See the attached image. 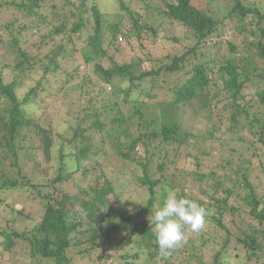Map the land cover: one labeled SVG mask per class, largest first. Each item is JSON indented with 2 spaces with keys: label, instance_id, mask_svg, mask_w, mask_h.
Wrapping results in <instances>:
<instances>
[{
  "label": "trees",
  "instance_id": "1",
  "mask_svg": "<svg viewBox=\"0 0 264 264\" xmlns=\"http://www.w3.org/2000/svg\"><path fill=\"white\" fill-rule=\"evenodd\" d=\"M92 1L0 0V206L4 194L33 188L45 211L31 231H3L5 251L13 253L18 244L25 243L26 253L36 264H73L69 254L79 249L83 256L96 254L98 264H109L112 250L108 245L124 235L115 248L132 245L147 249L154 264H181L193 259L200 264H237L243 257L247 260L243 264H264V149L258 151L247 139L251 136L264 146V0H135L142 3L138 11H131L125 0H120L131 25L126 28L123 16L115 17L120 22H106L97 4L88 7ZM218 3L222 7L216 11ZM87 14L92 17L87 18ZM5 15L16 20L3 25L1 17ZM158 40L163 57L156 59L149 46ZM74 43L83 46L79 55L89 73H79V67L71 75L62 70V61L75 51ZM126 46L132 52L144 47L150 61L146 70L147 59L132 58L126 64L108 55L109 51L121 54ZM106 60L113 67L103 65ZM154 61L160 63L158 68ZM148 78L158 79L150 90L140 86ZM57 84L65 101L66 97L74 98L72 103L78 107L77 99L83 98H76L77 92L86 93L91 98L89 104L96 107L88 106L70 122L55 114L57 127L42 124L41 117L30 110L31 103ZM24 88L26 93L20 96ZM98 88V96L108 98L92 97ZM163 89L170 93L165 107L156 100ZM135 92L139 97L134 98ZM215 104H219L216 109ZM172 107L179 114L177 120L167 114ZM197 109L198 115L209 110L206 119L212 123L204 137L198 134L197 156H186L198 157V166L207 149L202 142L215 138L223 127L225 142L248 145L233 148L221 161L217 158L215 165L222 175L215 171L210 175L195 173L197 192L187 194L188 181L175 176L173 182L153 180L149 166L160 162L159 169L164 170L167 161L181 157L189 144L181 138L180 115ZM215 117H225L227 123L220 126ZM243 133L248 136L243 137ZM127 138L130 145L121 150ZM113 149L121 157L118 165L136 161L144 167L142 183L149 186L150 198L136 212H112L108 195L117 193L107 174ZM67 161L85 175L84 186L77 185L75 190L85 193L90 187L87 199L62 189L70 178ZM44 163L51 167L42 177ZM23 164L34 167L31 179L17 177L24 172ZM54 167L55 178L48 182ZM101 180L107 182L105 187L94 190ZM159 185L162 192L157 205L154 188ZM44 188L52 190L42 192ZM169 190H176L178 197L196 200L209 215L201 232L188 239L190 231H186L182 245L162 259L154 225L150 220L140 224L138 219H151ZM228 213L233 215L227 223ZM112 215L119 221L113 223Z\"/></svg>",
  "mask_w": 264,
  "mask_h": 264
},
{
  "label": "rangeland",
  "instance_id": "2",
  "mask_svg": "<svg viewBox=\"0 0 264 264\" xmlns=\"http://www.w3.org/2000/svg\"><path fill=\"white\" fill-rule=\"evenodd\" d=\"M7 1L11 2L12 0H7ZM94 3L98 5L101 12L106 16L108 20L107 21L105 19L106 22H111V19L115 20V17L122 18L123 16L125 19L123 22L124 23L123 26H125V28L128 26H131L129 22V17L127 13L124 12V10L122 9L120 0H94L91 3H89L88 7L91 8ZM125 4L130 9H132L131 11H133V10L138 9L142 3L136 2L135 0H132V1L125 0ZM215 7H216V11H219L222 5L218 3L216 4ZM86 17L91 18L92 15L87 14ZM1 20H2L1 23L3 25L11 24L16 20V17L11 16V15H5L1 17ZM116 21L120 22L121 19L116 18V20L113 22H116ZM72 40L73 38L71 39V41ZM83 42L84 43H82L81 45H84L86 43L85 40ZM184 44H185L184 46H187V43H184ZM74 45H77L75 48V51H72L73 50L72 47L69 48V50L72 51V53L70 55H67V59L63 60L64 62L62 61V64H63L62 70L67 71L68 74L71 75V74H74V72H76L77 67H79V73H81V70H82L83 74H86L88 72L87 71L88 66L83 64L82 59L79 55L83 46L78 45V43H74ZM111 47H112L111 49L115 48L114 46H111ZM149 49L154 52V53L152 52L154 58L158 59L160 57H163V55L161 54L163 50V46L161 45V40H158V42L154 45L152 44V46L150 45ZM122 51L123 53L121 54H117L115 51H109L108 55L115 56L118 62H123L126 64L131 63L132 58L133 60H137V61L139 60V58L142 61H145L147 59L145 58V55H144L145 54L144 47H141L140 50L136 52H132L130 48L126 46L122 49ZM148 62L150 61H148L147 59L143 66L144 70H146V67L149 64ZM97 63L98 61L95 62L94 65H96ZM163 63L164 62L162 61L161 65H163ZM103 65H105L106 67H109L110 62L108 60L103 61ZM159 65L160 63H158L157 61L153 62V66L155 68H158ZM110 67H113V66L110 65ZM63 73L61 74V76L65 77ZM136 73L140 74V72L138 73V71ZM89 75L92 76V78H94L93 75L91 74ZM55 79L59 80L60 77L55 76ZM153 79L148 78L146 82H141L140 86L144 87L146 90H150L153 85V82L158 80L156 78H153ZM125 85L126 87L130 86L128 83H126ZM59 86L60 85L57 84L56 86L48 87L47 88L48 90L46 92H43L40 94L39 99L37 101L31 103L30 110L35 111L37 113V116L41 117L42 124L50 123L57 127L58 122L56 121V117H57L56 115H61L62 119L64 120L66 119L70 122L73 118L77 117L78 115L77 113H84L85 109L88 106H91L92 109L96 107V105L93 106L89 104V101L91 100V98L88 97L89 95H85L86 93L80 94L77 92L76 98L77 96H81L80 98H83L82 100L77 99L78 100L77 104L79 105L78 107L72 103L75 101L74 98L69 99L66 97L67 101H65L63 99L62 94L60 95L59 93V90H58ZM92 88H93V84L91 83L89 86V91ZM99 89L100 88L95 90V93H92L91 96L97 97L99 100H101L104 96L106 97V95L98 96ZM25 93H26V88L22 89L19 95L22 96ZM169 95L170 93H168V90L163 89L158 95L159 98H157L156 100L159 101L163 107H165L166 103L170 99ZM133 96L134 98L139 97V92L138 93L135 92ZM123 98H124V95H121L120 99H123ZM218 106L219 104H215L213 108L216 109ZM98 107L99 105L97 104V108ZM167 114L171 117V120L179 119V114L175 113V108L173 107L167 110ZM209 116H210L209 110L206 113H202L198 115V109L193 112L191 110H187L186 112L180 115V123L182 125L181 130H180V134H182L181 138L187 140L189 146L184 147V149L182 150V155L179 159L167 161L165 163L166 165H165L164 170L159 169L158 164L160 162H155V163L153 162L149 166V171H150V174L153 176L152 178L153 180L160 179V180H169L173 182L172 178L175 176V178H178V180H184V181L189 182L188 183L189 188L185 191V193L189 194L192 192V190L197 192V189L194 187V185H196V182H197L196 180L197 176L194 174L197 173L200 175L202 174L210 175L211 173L215 171L217 172V174L222 175L223 173L222 170L217 168V165H215V162L218 161V159L219 161H221L223 158L230 156V151L233 148L238 149V148H241L240 146H247L249 143L253 145L254 148L257 149L258 151L261 150L262 148L264 149V146L261 143L255 141L251 136H248L247 133H243V137L248 136L247 139L249 141L247 144L242 141L233 142V143L231 141L229 143L225 142L227 141V136L224 135L223 131L221 132V130L225 128L223 127L222 129H220L219 132H217L218 130H216L217 133H215L216 134L215 138L207 137V140H206L207 142H202V144L205 145L207 149H206V154L201 156L199 160L200 166H198V160H197L198 157L196 159L194 157H186V156L189 153L193 154L194 156H197V151L194 152V150L199 147L198 134L201 133L202 136L204 137L205 131L210 130L212 127V123L208 119H206V118H209ZM216 118L217 117H215L214 119ZM216 120L220 123V126H224L227 123V119H225V117L222 120L221 119H216ZM213 124L215 123L213 122ZM64 127L65 126H62V128ZM65 128L63 130H65ZM188 134L192 135L194 138H188L189 137ZM21 136L22 135H20V137ZM218 140H221V141H218ZM27 144H28L27 142H24V145H27ZM129 145H130V140L128 138L124 139L121 144V150L126 151ZM175 146H177V144H175ZM115 150L116 149H113L110 153L112 154V157L110 159L111 165L109 167L110 171L107 174V178L112 182L115 188L114 190L117 193V196L114 194V192L109 193L108 195V200L111 204V207L113 208L112 212L113 211L121 212L124 210L136 212L137 210H139L141 206L147 204L150 198L149 186L142 183V180L145 176L144 167L136 163V161L132 163L128 162L127 164L123 163V164L118 165V161L121 159V157L116 155L117 151ZM138 150H140V148ZM143 150L144 149L141 148L140 153L143 154L144 153ZM200 154H201L200 150H198V156ZM261 154H264V150L262 151ZM41 161H43V158H41ZM138 162L140 161L138 160ZM54 164H57V162H55ZM67 164L69 167L70 178L67 180V182L65 183L62 189H64L66 193L77 194L81 200L87 199L88 195L91 194L92 192L91 191L92 189L90 187H87L85 193H78L75 190V187L77 185L84 186L85 184L84 176L85 175L81 171H77V169L73 166V163H71L70 161H67ZM22 167H23L24 172H22L20 176L17 175V177L22 178L25 175L27 179L32 177V174L34 172V167L28 164H25V165L23 164ZM50 167H47V164L44 163V166H42V170L40 171L42 173V177H45L47 175ZM8 169H10L9 165L6 168V171ZM55 174H56V169L54 167L51 169L50 175L48 177V182L55 178ZM206 181H211V180L207 178ZM97 183L98 182L94 184L96 185ZM106 183L107 182L105 180H101L96 185L97 187L94 190H99L105 187L103 185ZM165 184H168V182L165 181ZM56 186H60V184L58 183ZM161 186L162 185H159L154 188V191L156 192L155 199H156L157 205L160 204L161 202L160 200V195L162 192ZM48 190H52V189L44 188L42 192H45ZM54 195L56 197H59L58 192L54 193ZM3 200L5 201H3L2 205L0 206V234L3 231L10 232L11 229L19 231L20 233L31 231L35 227L36 224L42 221L45 211L43 209L42 200L38 196L35 189L31 188V190L29 189V191H27V189H22V190H15V191L9 192V194L3 195ZM77 206L81 207V203L78 202ZM83 209H85V207ZM232 215H233L232 213H228V221H226L227 223L232 220ZM148 216L150 217V214H148ZM110 219L113 223L119 221L117 217L114 215L110 216ZM149 219L150 218L148 217H141L138 219V222L140 224L146 223ZM196 234L198 233H193L190 231V237H188V239L191 238V236L196 235ZM123 237L124 235H120L119 237L116 238V240L113 239V242L108 245V247L111 248L112 250L111 256H109L110 258L107 259V262L109 264H154L148 255L147 249H140L139 247H135L132 245L123 247V249L121 250H118V248H115L114 245L120 242ZM5 240L6 238L0 235V264H36L37 261H32V259L30 258V254L26 253V248L28 250V245L25 246V243H20L16 247L17 249L15 248L16 249L15 252L7 253L4 247ZM20 251H21V256H20ZM240 253L241 252H238L237 254H240ZM69 255L73 259V264H98V261H96V258H98V256L96 254L83 256L81 255L79 249H74ZM124 255H130V257L127 259H124L123 258ZM136 255H140V257L135 258L134 256ZM246 261L247 260L245 259V257H243L241 260L237 261V264H243V262H246ZM181 264H200V262L193 259V260L183 261Z\"/></svg>",
  "mask_w": 264,
  "mask_h": 264
},
{
  "label": "clouds",
  "instance_id": "3",
  "mask_svg": "<svg viewBox=\"0 0 264 264\" xmlns=\"http://www.w3.org/2000/svg\"><path fill=\"white\" fill-rule=\"evenodd\" d=\"M208 210L196 200L177 196L176 190H169L162 206L151 214L155 242L162 259L182 245L185 232H201L207 224Z\"/></svg>",
  "mask_w": 264,
  "mask_h": 264
}]
</instances>
